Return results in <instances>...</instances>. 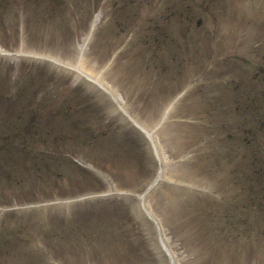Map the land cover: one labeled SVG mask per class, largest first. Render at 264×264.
Here are the masks:
<instances>
[{
  "label": "rangeland",
  "instance_id": "374dc122",
  "mask_svg": "<svg viewBox=\"0 0 264 264\" xmlns=\"http://www.w3.org/2000/svg\"><path fill=\"white\" fill-rule=\"evenodd\" d=\"M0 264H264V0H0Z\"/></svg>",
  "mask_w": 264,
  "mask_h": 264
}]
</instances>
